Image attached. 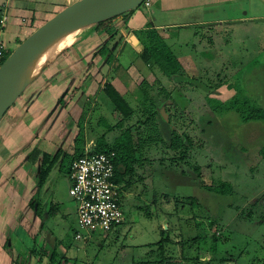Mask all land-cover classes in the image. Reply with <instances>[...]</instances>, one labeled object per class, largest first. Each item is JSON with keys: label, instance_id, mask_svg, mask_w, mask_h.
I'll return each mask as SVG.
<instances>
[{"label": "rangeland", "instance_id": "rangeland-1", "mask_svg": "<svg viewBox=\"0 0 264 264\" xmlns=\"http://www.w3.org/2000/svg\"><path fill=\"white\" fill-rule=\"evenodd\" d=\"M77 1L52 0L51 3L49 0L47 9L52 5H59L58 10L53 13L56 15ZM24 2L26 16L23 18L20 15V19L25 28L18 29L23 39L30 33V27L35 30L49 20L42 18L32 24L30 11L35 8L37 1ZM246 3L245 9L236 16H243L248 12L250 16L264 17V0H246ZM6 4L9 6V3ZM177 11L173 8L170 15ZM181 12V16L176 18L183 22L204 20L207 15L225 18L232 15L229 9L215 13L214 10L198 6L191 9L188 7L187 11L182 8ZM149 14L150 11L142 4L126 16L125 24L122 18L115 19L114 24L120 35L123 32L128 35L129 30L125 25L153 21L154 16ZM40 16L43 17L44 13ZM49 16L50 14L47 17ZM188 29L192 31H181V37L176 32L174 35L168 32V36L171 35L169 37L167 32H162L163 38L179 56L183 67L182 78L178 76L174 79H170L158 64L147 65L140 58L135 62L136 71L127 69L123 71V77L120 65L136 58L133 44L138 45L139 40L135 37L134 43L126 44L125 47L124 44L114 45L117 38L109 41V46L115 51L114 60L110 64L103 56L93 57V52L90 51L91 48L95 52L103 45L105 35L100 37L101 32H97L96 25L73 33L60 43L65 56L60 55L57 62H65L64 57L74 55L71 65L51 78L46 77L49 73L48 69L45 70L27 87L1 125L0 264H9L12 258L22 263L27 260L25 258H31V264H43L39 256L42 255L43 258L46 250L48 253L54 250L55 238L60 242L59 254L64 257L60 256L65 258L67 255L69 261L66 262L65 258L66 261L61 264H142L150 250L149 244L153 245L163 237L162 228L169 230L174 242L168 246L166 254L172 257L174 264H264V223L260 222L264 214V121L242 123V118L236 111H224V101L233 100L235 96H240L241 99L248 97L253 104L264 106V18L231 19L225 23L198 25ZM137 35L142 37L143 32ZM189 36L192 37L191 40ZM16 39L13 49L23 41ZM82 50L91 54L82 56ZM80 54L81 56H75ZM189 62L193 64V69ZM76 65L80 68L82 66L86 78H78L79 83L75 80L64 99L65 92L60 89L63 84L60 81L70 80L76 74L80 77ZM114 66L119 67L117 71ZM91 67L92 72H102L98 86L104 81L105 75L111 78L113 73L114 77H118L117 86L123 92L130 90L125 93L126 97L134 108H139V113L126 124L131 127L139 126L142 132H147V127L142 122L148 118L146 111H151V100L142 99L144 87L141 89L140 85L144 80L148 83L145 88L149 89L153 99L161 98V102L154 107L160 111L157 117L159 124L160 120L169 121L170 118L166 119L159 108V104L165 107V100L161 96L164 88H158L156 84L157 77L159 83H164L170 89L179 85L188 90L194 102L190 108L171 112L169 122L170 128L176 127V132L186 143L188 137L192 140L187 159H175L177 155L173 151L160 145L157 148L147 147V153L159 160L156 163L161 164L160 171L148 175L144 181H134L135 189L130 191L132 194L128 195L124 204L125 223L108 233L97 231L87 242L75 239L77 206L70 194L72 179L70 170L68 172L72 159L70 156L73 157L76 148L75 139L81 130L79 121L83 120L84 123V145L88 142V145L96 148L95 139L108 130L106 125L100 123V118L103 116L111 125L120 120L103 91L97 92L96 85H91L89 89V96L93 97L90 101L86 83L89 81L88 77L94 75L92 72L87 73ZM218 79L224 81V85L217 92L205 89L211 84L210 80L218 82ZM56 84L59 85L58 88L49 91ZM78 85L80 90L74 94L72 90ZM207 94L212 98H209V105L215 111L207 104ZM214 100H221L223 106ZM190 109L193 111L191 116L188 112ZM164 115L167 117L165 112ZM122 130H110L107 134L108 141L119 136ZM161 130L163 137L168 139L171 135L169 129L161 127ZM242 131L257 132L256 140L248 142L246 149L242 147ZM34 147L37 155L30 157L35 151ZM58 150L63 152L60 163L64 162L66 165L61 169L58 163L50 173L46 185L38 189L37 179L43 153L53 156ZM197 165L202 167L200 177L195 171ZM223 181L232 183V194L224 196L209 189L212 184ZM205 185L209 186L204 187ZM255 203L259 205L254 207ZM212 220L219 222L216 229L210 224ZM214 233L221 235L217 254L211 249ZM197 235H208L207 242L200 240L206 243L202 246L195 242L193 250L189 240ZM185 243H189L185 247L189 250L190 257L196 254V246L200 249L198 258H183L182 244ZM32 246L35 248L34 252L31 250ZM153 249H157V246ZM223 256L226 260L220 261ZM134 259L136 262L131 263Z\"/></svg>", "mask_w": 264, "mask_h": 264}, {"label": "trees", "instance_id": "trees-1", "mask_svg": "<svg viewBox=\"0 0 264 264\" xmlns=\"http://www.w3.org/2000/svg\"><path fill=\"white\" fill-rule=\"evenodd\" d=\"M130 13H126L123 16H121L123 18V22H126L125 20L126 16L129 15ZM118 18L119 17L113 18L111 20H108L106 22H102L96 25L98 27L97 32H101L102 36L103 34L105 35L103 38V45L95 52L90 48V51L93 52L92 53L93 57L103 56V58H105L108 64L112 63L115 57V51L113 50V47L109 46V41L117 38L116 43L114 45H121L124 40V36L120 35L119 29L117 28L116 24H114L115 19H118ZM139 32L140 33L143 32L142 37L141 36L139 37V35L134 36L135 38L139 40L138 45L135 46V49H136V52L139 58L147 65L158 64L161 70L164 71V73L170 78L178 77V76L182 78L183 67L180 64V61L177 55L172 51V49L169 47V45L163 38L161 32L154 28H150V29L147 28V30L144 29V30L136 31L134 34H138ZM31 33H29L26 37H24V39H26ZM12 51H13V48L9 53H11ZM92 67L90 68L88 74L92 72L91 71ZM193 79L197 80L196 77H194ZM209 82L211 83L210 85L205 83L208 85V87L205 89H210V91L212 90L213 92H217V89H219L220 87L224 85V81H222L221 79H218V82H215L212 80H210ZM205 84L203 85L204 87H206ZM146 85H148V83L147 81L144 80L142 84L140 85V88L142 89L144 87L142 90V93H143L142 99L145 98L147 100H151L150 102L151 111L150 112L146 111V113H148V116H147L148 118L145 122H142L143 126L147 127V132H142L139 126H132V127L130 125L127 126L126 123L129 120H131L137 113H139L138 111L139 108H134L131 102L127 99V97L123 95L113 85L111 81H106L105 85L103 86L102 91L104 95H106L107 98L110 100L112 105L114 106L115 113L119 114L120 120L116 124L111 125V124H108L107 120H105V118L102 116L100 118V123H102L103 125H106L108 130H106V132H103L99 137L95 139L96 140V148H94L95 153H106V152L116 153V156H117L116 157V181L124 185L126 190H131V191L135 189V186L133 185L134 181H136V179H140L144 181L146 177L150 175V171L154 167L157 161L155 158H152L147 153V147L157 148L158 145L163 146L164 148L173 151L177 155L175 156V159L178 158L179 160L185 161L189 154V145L192 143V140H190V137H188L189 140L186 143V141L177 132L173 133L172 137L170 138L168 142L164 139L162 135L161 126L157 122V117L159 113L156 110V108H154L156 105V102L153 99V95L150 94L149 89L147 90L145 88ZM233 86L234 85L232 84L231 87ZM162 95H163L164 100L165 99L170 100L172 98L171 92L168 91L166 88L163 89ZM65 97L66 96L64 95L63 98L65 99ZM206 97L208 99V106L212 108V110L215 111V108L209 105L210 104L209 98H211V96L207 94ZM257 97L259 98V94H257ZM214 101H217L216 103H220V105L223 106V102L221 100L220 101L214 100ZM225 110L236 111L238 115L241 116L242 123H249L250 121H264V106H258V105L253 104L252 100L249 99L248 97L245 99H241L240 96H235L233 100H230L228 102L224 101V111ZM3 121L0 124V131H1V125ZM79 123L81 125V130L77 138L75 139L76 148H75L74 154L72 155L73 157L70 156V158L72 159H71V162H69L70 165L68 168V172L70 170V166L72 162L76 158L85 154V151H84V135L85 134H84L83 120H80ZM113 128H120L123 130L119 136L114 138L112 141H108L107 134ZM256 136H257V132L255 133V131H242L240 138L243 142L242 143L243 149L247 148L248 142H252L256 140ZM35 152H37V149H35V151L33 152V155L35 154ZM62 154H63L62 150H58L56 154L53 156H51L47 152L43 153L42 162L40 164V174L38 175L41 180L39 183L40 187H42L45 184L46 180L49 178V175L54 169V167L58 163H60ZM65 165L66 163L64 162L59 164L61 169H63ZM195 171L199 177L202 175V167H199L197 165ZM208 186L205 185L204 187H208ZM209 189L218 194L224 195V196L230 195L234 191L232 183L228 181H223L219 184H212L209 187ZM125 202H126V199H125ZM258 205L259 203H255L254 207ZM263 205H264V201H263ZM261 219L262 220H260V222L264 223V214ZM210 224L212 228L216 229L219 225V222L217 220H212ZM78 230L79 229H75V239H76V234ZM161 231H162L163 237L161 238L159 242L153 245L149 244V246L151 247H149L150 250L147 253L148 257L146 256L144 261L141 262L142 264H174L172 257L166 256V254L169 251L167 250L168 246L174 242L170 238V234L168 233L169 230L162 228ZM213 236H214L212 239L213 244L211 246V249L214 251V254H217L220 250L219 244L221 241L220 240L221 235L217 236V234L214 233ZM207 237L208 235H205V236L197 235L195 237L190 238L189 242L191 243V245H193L190 247H192L193 249V247L195 246L194 244H196L195 242H199L200 246L205 245L206 243H202L200 240H203V242H207ZM78 241H81V240H78ZM187 244L189 243L182 244L183 258L184 259L198 258L200 249H198V247L196 246V249H197L196 254L190 257L188 256L189 250L188 249L186 250V247H185ZM58 246L59 244H56V247L54 248V250L52 251L49 250L50 251L49 253L47 252L48 250H46V252H44L45 256L43 255V258H42V255L39 256L43 264H61L63 261H66V259H67L66 262H69L67 255L65 256L66 258L65 259V258H62L64 256L59 254ZM154 246L155 247L157 246V249H153ZM33 249H35L34 246H32L31 248L32 252H34ZM222 260H226V258H224L223 256L221 257L220 261ZM132 262H136V259L132 260L131 263ZM15 263L26 264V262L22 263L20 262V260H16Z\"/></svg>", "mask_w": 264, "mask_h": 264}, {"label": "crops", "instance_id": "crops-1", "mask_svg": "<svg viewBox=\"0 0 264 264\" xmlns=\"http://www.w3.org/2000/svg\"><path fill=\"white\" fill-rule=\"evenodd\" d=\"M17 1L18 0H8V2H7V0H0V19H2L3 16L7 15L6 23L3 26L0 25V37L7 43V45L10 48V50L13 48V46H15L13 44L17 40L16 38L23 39L22 37H20L21 33H18V29L20 27L25 28V24H23V21L20 19L21 18L20 15H23V18L26 16V13H25L27 11L25 9L26 4H25V2L23 3L24 0H19L18 1L19 3ZM27 1H29V0H27ZM36 1L37 2H36V5H35V8H33L32 11H30L32 13V24H34L33 21L36 23V21H39V19L41 20L42 18H43L42 20L50 19L53 16V13L56 12L58 10V8H59V5L55 4V5H52V7H50L49 9H47V4L49 3V0L47 2H46V0H36ZM50 2L52 3V0H50ZM151 2H152L151 7L150 8H146V9L148 11H150L149 15L154 16L153 21L150 20L149 22L147 21L146 23L139 24V25H132V26L125 25L127 27V29L129 30V34L127 35L126 32H123L124 33L123 34L124 40H123L122 44H124V47H125L126 44H129V43L133 44L134 43L133 37L137 35V34H134L136 31L144 30V29H147V28L157 29V30H159L161 32L162 35H163L162 32H167V36H168V32H170V34H173V35H174V32H176V34L179 37H181V35H182L181 31H184V32L187 33V31L188 32L192 31L191 29H188V28L195 27V26H198V25H208V24H211V23H219V22H224L225 23V22L231 21V19L232 20H248V19L264 18V17H259L260 15H254V16L251 15L250 16V14H248V12H246L245 15H243V16H236L239 11L242 12L245 9L246 0H151ZM6 3H9V6H7ZM246 4L248 5L249 1ZM195 6H198L199 8H204L205 10L206 9L214 10L215 13H221V11H224V9H229V10H231L232 15H230V17H226V18H225V16L217 17L215 15L214 17H212L210 15H207L206 16L207 18L204 19V20H193V21H189V22H183L180 19L176 18L178 15H179V17L181 16L180 14L182 13L181 12L182 8L186 9V11H187L188 7L191 9V8H194ZM42 7H43V9H42ZM210 7H212V8H210ZM153 8L155 10H153ZM173 8L177 9L178 11H177V13H173V14L170 15V12L173 11ZM41 13H44L43 17L40 16ZM46 14H48V15L50 14V16H49L50 18L47 17L48 15H46ZM144 17H146V19H147L146 15H144ZM120 24H122V23H120ZM124 24H125V22H124ZM33 31L34 30H33L32 27H30V30H28V32H30V33L33 32ZM101 36H102V33H101ZM169 36H171V35H169ZM191 38L192 37H190V40H191ZM179 45H181V43ZM133 46H134L133 49H134V54L136 55V58L133 59L132 61H127L124 65H122L119 62L121 64L120 68H121V74L122 75H123V71H125L127 69H129V71L130 70L136 71V69H135L136 63L135 62L138 61L139 56L137 55V52H136L134 44H133ZM263 48H264V46H263ZM84 52L85 51L82 50V53H81L82 56L91 54L88 51H86L85 53ZM81 54L80 55H75V56L76 57L77 56H81ZM123 54H124V52H123ZM62 55H64V54H62ZM262 55H264V52H263ZM177 57L179 59V56H177ZM64 58L66 59L65 62L63 60H61L60 64H59L57 62V60L59 59V57H58L56 59V61H54L47 68L48 70L46 69L47 73H49L48 76H46V77H48V78L50 77L51 78V76H53L57 72L62 73L61 71L63 70V68L65 69L66 67L71 65L70 63L73 62L74 55L73 56L69 55V56L64 57ZM181 60H182V58H181ZM189 65L193 69V64L189 62ZM78 66L76 65L75 67H76L77 72L80 71V77H79V74H76V72H75L76 75L72 76L70 80L66 79L65 81H63V80L60 81V82H62L64 84V85L61 84V88H60L61 90L65 91L66 88H67V90H69L71 88V85L74 83L75 80H77L78 83H79V79L78 78H82V79L86 78L85 77V73L82 70V66H81V68H80V66L78 68ZM59 68L61 70H59ZM118 68L119 67L114 66V70L115 71H117ZM47 73L45 75H47ZM101 73L102 72L99 70L97 73L96 72L92 73V74H94L93 77H91V78H90V76L88 77L89 81L86 83L87 93L89 92L88 96L91 94L90 93L91 90L89 91V89L91 88V85L92 86L96 85L97 86L96 87L97 88L96 89L97 92L98 91L102 92L101 89L105 85L106 81H111L113 83V85L125 96H126L125 93L130 91V90H127V91L123 92L117 86L116 81L118 80V77H114L113 73H112L113 75L111 74V78L105 77L106 76L105 75L104 76V81L101 83L100 86H98L97 82L99 80V77L102 75ZM56 76L58 77L59 75L57 74ZM123 77H124V75H123ZM171 78L174 79V77H171ZM158 79L159 78L157 77L156 78V84H157L158 88H162V89L166 88L167 90H169L171 92V97L173 98V100L171 98L169 102H168V100L165 99V107H163V105L159 104V108L162 111L163 116L166 119H168V120L170 118L169 121L160 120V126L162 128H164V130H166V129L168 130L169 129V133H171V135L169 136L168 139L164 138L168 142L170 140V138L172 137L173 133H175L176 130H177L173 123L172 124H173V126L175 128L174 129L170 128L169 122H171V112H177V111H179V109L185 110L186 107L190 108L191 104L194 101H193L192 98H190V96L188 94V92H189L188 90L183 89L179 85H177L176 87L173 86V88L170 89L167 86H165L164 83H159ZM160 81H161V79H160ZM56 85L57 86L52 85L49 88V91H52V90L56 89V87L58 88L59 85L58 84H56ZM78 87H79V85L77 87L73 88L72 91H73L74 94L79 92L80 89ZM161 96L163 97L162 94H161ZM89 97H90V101H92V98H93L92 95L89 96ZM158 98L159 99H155L156 104L161 102V98L160 97H158ZM93 104H95V102ZM164 112L166 113L167 117L164 115ZM188 112L190 113V116H191V114L193 115V111L191 109ZM210 112H211V110H210ZM158 113H160V111H158ZM167 113H169V114H167ZM206 113H207V111H206ZM191 121L194 122L193 119ZM94 142H92V143L94 144ZM87 146H91V145H88V142L87 143L85 142L84 151H85V147H87ZM92 148H93V146H92ZM157 161H159V160L157 159ZM160 167H161V164L159 162L156 163L154 165V167L152 168L153 171H151L149 176H151V174H156L157 171H160V169H161ZM124 189H125V187H124ZM130 191L131 190H126V192H127L126 198L128 197V195L132 194V192L130 193ZM76 213H77V207H76ZM76 219H77V227H76V229H79L77 214H76ZM55 239H56V244H59L60 242L58 241V239L57 238H55ZM56 244L54 245L55 247H56ZM23 246L27 247L26 244H24ZM61 246H62V249H64L63 248L64 245L61 244ZM24 257H25V255H24ZM25 260H26L25 262H27L29 264L32 263L31 262V258H29V259L25 258ZM14 262H16V259L13 260V258H12V261H10L9 264H17V263H14Z\"/></svg>", "mask_w": 264, "mask_h": 264}, {"label": "water", "instance_id": "water-1", "mask_svg": "<svg viewBox=\"0 0 264 264\" xmlns=\"http://www.w3.org/2000/svg\"><path fill=\"white\" fill-rule=\"evenodd\" d=\"M146 0H78L36 28L18 44L0 66V124L27 87L54 62L62 51L35 74L30 72L37 54L73 33L113 18H122ZM123 19V18H122Z\"/></svg>", "mask_w": 264, "mask_h": 264}, {"label": "built area", "instance_id": "built-area-1", "mask_svg": "<svg viewBox=\"0 0 264 264\" xmlns=\"http://www.w3.org/2000/svg\"><path fill=\"white\" fill-rule=\"evenodd\" d=\"M144 5L150 8L151 0H146ZM6 20L3 16L0 25ZM9 52V46L0 37V66ZM116 157L115 152L95 153L92 146H87L85 154L71 164L70 194L77 206V240L89 242L97 231L108 233L126 221L127 192L124 185L116 181Z\"/></svg>", "mask_w": 264, "mask_h": 264}, {"label": "bare ground", "instance_id": "bare-ground-1", "mask_svg": "<svg viewBox=\"0 0 264 264\" xmlns=\"http://www.w3.org/2000/svg\"><path fill=\"white\" fill-rule=\"evenodd\" d=\"M63 43V42H62ZM62 47V46H61ZM60 43L55 42L39 52L32 63L30 72H38L43 66L50 63L61 50Z\"/></svg>", "mask_w": 264, "mask_h": 264}, {"label": "flooded vegetation", "instance_id": "flooded-vegetation-1", "mask_svg": "<svg viewBox=\"0 0 264 264\" xmlns=\"http://www.w3.org/2000/svg\"><path fill=\"white\" fill-rule=\"evenodd\" d=\"M103 90V88L101 89V91ZM65 93H64V95L66 96L67 95V93L69 92V90H66V91H64ZM64 97V96H63ZM34 149H35V147H34ZM33 152H34V150H33ZM33 152H32V154L30 155V157H32V156H34L33 155ZM40 177H38V179H37V185H38V189H40L41 187H40V185H39V183H40ZM46 182H47V180H46ZM46 182H45V184L43 185V186H45L46 185ZM42 186V187H43Z\"/></svg>", "mask_w": 264, "mask_h": 264}, {"label": "clouds", "instance_id": "clouds-1", "mask_svg": "<svg viewBox=\"0 0 264 264\" xmlns=\"http://www.w3.org/2000/svg\"><path fill=\"white\" fill-rule=\"evenodd\" d=\"M144 4V3H143ZM146 7V6H145ZM147 8V7H146Z\"/></svg>", "mask_w": 264, "mask_h": 264}]
</instances>
